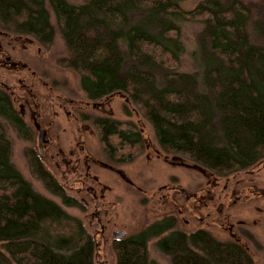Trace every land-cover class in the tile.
<instances>
[{
  "label": "trees",
  "instance_id": "1",
  "mask_svg": "<svg viewBox=\"0 0 264 264\" xmlns=\"http://www.w3.org/2000/svg\"><path fill=\"white\" fill-rule=\"evenodd\" d=\"M186 2L0 0V30L47 46L54 35L47 4L67 50L61 65L77 73L87 99L121 97L129 114L150 124L161 153L205 175L243 181L264 164V0ZM184 21L201 24L190 53L192 71L179 70ZM15 108L0 87V119L7 125L19 116ZM3 121L0 264H92L95 239L82 221L68 218L16 169ZM138 145L126 146L136 153ZM29 157L32 173L44 186L65 205H76ZM70 224V234L57 237L49 231ZM154 232L150 226L146 232L112 237L115 264H149L147 238ZM157 246L171 256V264H255L246 245L218 240L204 230L175 232Z\"/></svg>",
  "mask_w": 264,
  "mask_h": 264
},
{
  "label": "flooded vegetation",
  "instance_id": "2",
  "mask_svg": "<svg viewBox=\"0 0 264 264\" xmlns=\"http://www.w3.org/2000/svg\"><path fill=\"white\" fill-rule=\"evenodd\" d=\"M40 51L41 47L29 37L10 35L0 30V87L7 91L19 112L16 122L10 125L13 124L20 138L29 143L26 155L28 163L31 154V158H36L37 167L53 179L56 189L66 192L68 188L71 192L81 194L80 198L72 199L82 210L89 209L87 216L92 217L89 223L99 225L95 227V231L96 235L101 236L107 225L113 227L116 224L113 219L103 221L110 210L103 206L104 192L109 186L99 178L98 169L112 168L122 178V164L133 159H127L129 155H133L131 148H127V143H139L136 153L140 154L142 151L147 155L160 157L167 164L192 166L188 165L190 163L184 165L185 161L155 149L144 138L143 127L120 121L115 116L112 96H104L98 100L72 98L71 93H66L58 83L54 84L37 71L29 55L37 57ZM119 111L124 113L121 109ZM113 120L120 121L116 124L118 126L111 122ZM114 129L126 136L134 134L140 138H121L118 132H113ZM95 148L98 150L95 151ZM96 152H100V156ZM32 176L36 177L33 173ZM208 176L192 189L169 183L158 186L151 197L156 198V204L158 203V209L162 213L165 211L164 214L174 212L188 215L190 221L199 224L190 232L208 231L213 226L229 233L232 240L240 242L229 220V209L232 205L264 196V187L260 186L256 178L262 176L264 179V169L252 171L245 180H236L232 184L227 179L223 180L226 183L221 187L217 182L220 178L214 177L212 184ZM157 219L150 224L156 223ZM172 227L173 225L156 230L155 235L147 238V246L149 241L157 245L158 241L175 233L176 231L172 232L175 230ZM148 228L145 225L136 230L137 233L146 232ZM114 231H123L124 235H114ZM110 232L112 237L129 235L116 226Z\"/></svg>",
  "mask_w": 264,
  "mask_h": 264
},
{
  "label": "rangeland",
  "instance_id": "3",
  "mask_svg": "<svg viewBox=\"0 0 264 264\" xmlns=\"http://www.w3.org/2000/svg\"><path fill=\"white\" fill-rule=\"evenodd\" d=\"M67 1L73 4H80L86 0ZM196 1L187 0L186 3L192 6ZM45 7L49 11V20L54 27V35L52 41L47 46L39 44L41 46L39 56L29 55L30 60L39 73L48 77L54 84L58 83L66 93H71L72 98L75 100H88L79 86L80 83L77 73L61 65V60L66 56L67 50L56 27L57 25L52 10L47 4H45ZM200 28L201 24L198 22L184 21L181 24V40L183 42L184 52L179 70L192 71L195 69L190 53L196 46V34ZM123 102L124 100L119 96L113 98L112 106L115 110V116L120 121L129 120V122L135 123L138 127H143L144 138L148 140L150 145L157 149V141L150 124L147 121L139 119L135 114H129V111L131 113L132 111L125 110V106H122ZM120 109L124 113H120ZM0 120L3 121L2 119ZM3 123L5 125V134L11 143L10 160L16 169L31 184L36 192L60 205L68 218L74 221L76 219L82 221V226L86 229L87 235L95 239L96 251L92 264H115L116 258H114L115 255L110 248L112 239V231L110 232V230L115 226L117 229L127 231L129 235L137 233L136 229H140L145 225L147 227L151 226V229L154 231L173 225L172 228L175 230H172V232L185 231L186 233L199 226L198 223L190 221L188 219L190 216L188 215L174 214V212L164 214L165 211L162 213L158 209L159 205L158 203L156 204V198H152L151 195L154 190L156 191L158 186L167 183L192 189L202 179L205 181L208 175L206 176L204 173L192 167L167 164L161 161L160 157L150 154L147 155L141 151L140 154L133 153L132 156L129 155L127 159H133L122 164V178L115 174L112 168L98 169L99 178L109 186V189L104 192L103 198L105 199L103 200V206L110 210L109 214L103 218V221L107 222V219H113L116 225L113 227L107 225L101 236L96 235L95 227H99V225L94 226V223H89L92 220V217L87 216L89 209L82 210L81 206L78 205H65L62 199L49 191L41 180L32 176V171L29 168L26 157L29 143L20 138L13 124L11 126L7 125L4 121ZM97 150L95 148V151ZM96 154L100 156L101 153L96 152ZM103 158L105 157L103 156ZM263 161L262 159L261 162ZM262 168L264 169V164ZM208 177L211 179L209 181L213 184L215 176L211 177L209 175ZM256 178L260 186L264 187V179H262V176H257ZM217 182L219 183V187L226 183L220 179ZM65 191L63 194L71 197V199L72 197L80 198L79 196H81V194L71 192L68 188ZM154 219H157V222L150 224ZM229 220L232 222L240 242L247 246L255 264H264V196L254 197L249 201L232 205L229 209ZM63 228H51L49 231L51 235L58 237L61 236L60 233L62 232L70 234L73 226L70 224ZM208 232L218 240L231 239L229 233L213 226L209 227ZM148 259L149 264H171V256L161 252V249L151 241L148 244Z\"/></svg>",
  "mask_w": 264,
  "mask_h": 264
},
{
  "label": "water",
  "instance_id": "4",
  "mask_svg": "<svg viewBox=\"0 0 264 264\" xmlns=\"http://www.w3.org/2000/svg\"><path fill=\"white\" fill-rule=\"evenodd\" d=\"M113 234H114V235L123 236V235H124V232H123V231H114Z\"/></svg>",
  "mask_w": 264,
  "mask_h": 264
}]
</instances>
